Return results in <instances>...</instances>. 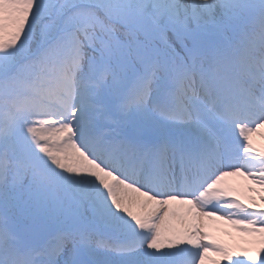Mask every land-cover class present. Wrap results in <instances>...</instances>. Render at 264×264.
I'll return each mask as SVG.
<instances>
[{
    "label": "snow or ice",
    "instance_id": "6c2138e0",
    "mask_svg": "<svg viewBox=\"0 0 264 264\" xmlns=\"http://www.w3.org/2000/svg\"><path fill=\"white\" fill-rule=\"evenodd\" d=\"M261 129L264 0H0V264H264Z\"/></svg>",
    "mask_w": 264,
    "mask_h": 264
},
{
    "label": "rangeland",
    "instance_id": "374dc122",
    "mask_svg": "<svg viewBox=\"0 0 264 264\" xmlns=\"http://www.w3.org/2000/svg\"><path fill=\"white\" fill-rule=\"evenodd\" d=\"M253 145L254 147L264 149V129L253 134ZM228 183L238 187L243 188L248 182L243 177L228 178ZM209 227L206 229L210 236L220 242L227 244H238L243 243V241L250 239L247 237H242L239 233L235 232L231 225H227L221 221H209ZM221 264H227V262L222 261Z\"/></svg>",
    "mask_w": 264,
    "mask_h": 264
}]
</instances>
